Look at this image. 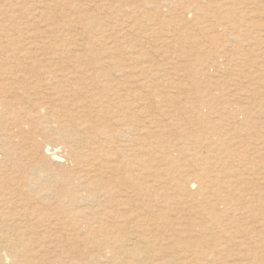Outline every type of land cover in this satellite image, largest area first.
Segmentation results:
<instances>
[{
  "label": "rangeland",
  "instance_id": "374dc122",
  "mask_svg": "<svg viewBox=\"0 0 264 264\" xmlns=\"http://www.w3.org/2000/svg\"><path fill=\"white\" fill-rule=\"evenodd\" d=\"M262 24L264 0H0V46L35 49L36 70H46L42 80L30 70L19 76L12 67L35 56L0 54V120H7L0 131L10 133H0V226L47 238L46 264L100 262L89 235L60 226L74 209L80 212L71 222L98 235L114 218L159 222L172 230L174 249L212 246L196 248L199 264L208 253L216 260L205 264H264ZM43 30L50 37H39ZM66 113L100 127L95 143H85L95 152L85 173L120 186L102 180L92 190L73 180L81 166L60 124ZM41 160L45 173L36 170ZM49 180L70 192L62 206ZM68 195L77 198L72 208ZM90 205L99 213L90 214Z\"/></svg>",
  "mask_w": 264,
  "mask_h": 264
},
{
  "label": "bare ground",
  "instance_id": "6f19581e",
  "mask_svg": "<svg viewBox=\"0 0 264 264\" xmlns=\"http://www.w3.org/2000/svg\"><path fill=\"white\" fill-rule=\"evenodd\" d=\"M169 5H171V3ZM163 8H165V7H163ZM201 11L203 12V10H201ZM192 12H193V10H192ZM202 19H203V17H202ZM206 19H208V18H206ZM215 23H217V22H215ZM149 25H151V23ZM215 26H216V24H215ZM261 26L264 28L263 24ZM261 30H262V28H261ZM152 31H153V28L151 29V32ZM47 33L48 32L43 30V31H40L38 36L39 37H44V38L47 39L48 37H50V34L52 32H49L48 34ZM50 40H51V38H50ZM0 41H1V39H0ZM26 41H28V40H26ZM27 43H25V44H27ZM29 45H32V44L29 43ZM21 48H19V46H16L13 49L8 43L5 44V42H2V46H0V54H2V56L4 55L5 56L4 59H7L9 61L12 60L10 58L12 50H13V52H16V53L18 52L17 55H20L21 57L23 55V58H24V54H26L25 57H27V55L30 56L31 54H33L35 56V58L32 61V64H30L29 66L26 65L24 67H19V66L16 65V66L12 67V70L14 69L15 73H19V76H20V73L24 72V70L35 71L37 76H38L37 79L40 80L41 77L44 76L46 70L43 71L44 74L42 73L41 69L36 70L37 67H35V66H38V68H41L42 64L40 63V59H38L36 57L37 53H36L35 49H34V51L31 52L28 49H26V47L24 49H21ZM19 53H21V54H19ZM147 54L148 55H146L145 58L150 59L148 62H152L155 59V56H153L151 53H147ZM160 55H162V54H160ZM8 56H10V57H8ZM28 58H31V57H28ZM28 58H27V60H28ZM29 60H31V59H29ZM197 62H199V61H197ZM17 64H19V63H17ZM38 64H40V65H38ZM19 65H21V64H19ZM146 66H147L146 68H148L149 65H146ZM146 68H144V69H146ZM7 70H8V68H7ZM12 72L10 74H13ZM152 74H151V76H152ZM2 76H1V78H2ZM32 77H35V76H32ZM66 77H67V75H66ZM9 78H10V76H9ZM56 78H57V76L55 77V79ZM24 80H26V79L24 78ZM30 80H31V78L29 79V81ZM30 83H31V81H30ZM149 84L147 83V85H149ZM141 86H143V85H141ZM29 91H31V90H29ZM42 102L43 103L45 102V98H42ZM5 105H6L5 108H6V111H7L6 113L8 114L10 112V106H9L8 103L7 104L5 103ZM39 107H42V104H40ZM36 113H38V112L36 111ZM245 115H247V118H248V114L246 113ZM62 117H63V119L60 121V124H61V126L63 125L62 128H66L68 126V129L71 132V136L73 137V143L76 145L75 149L72 151V156L74 157L75 161L81 166V169H80V171H78V174L77 175L75 174L74 177H72L73 180H75V181L82 180L83 182L86 183L87 187L90 186L92 190H100L99 187L102 184V180L114 181L115 184L119 185L121 182L120 181L117 182V181L113 180L112 177L111 178L110 177L109 178L100 177L98 179H97V177L96 178L94 177V179L91 178L92 179L91 180L89 178V176H88V174L91 171V170L88 171V169L92 167V166L91 167L89 166V160L94 157L95 152L93 150H90V148L88 147L89 145L87 146V144H85V143L86 142L93 143L95 138H98V136H99L98 129H100V127H98L96 125H92V124H87V122H85V121L81 122L80 119L78 120L79 117H77V118H75L74 116L72 117L70 113H66ZM66 118H69L67 120H68V122H70V125H65ZM1 120H2L1 124L3 126H5L7 124V122L5 123V121H7V120H3V117H2ZM251 120H252V118H251ZM233 124H235V123H233ZM241 124H243V123H241ZM240 125L238 127H240ZM263 126H264V123H263ZM1 129L4 130L5 128L1 127ZM103 129L106 132L107 129L110 131L111 127L104 126ZM0 133H2V134L5 133L4 135H6V136L10 135V133L7 130L0 131ZM258 140L259 139H257V141ZM103 142H105V141H103ZM261 143H262V145H264V140L263 139L260 141V144ZM258 144H259V142H258ZM236 145H239V144H236ZM233 146H234V144H233ZM94 147H96V146H94ZM82 148L83 149H87L86 152L83 153L81 151ZM5 154L7 155L6 152H5ZM52 156H53V159H55V160H58V158H60L55 153H53ZM103 156H105V155H103ZM103 156H102V158H104ZM36 170L38 172H42L43 171L45 173V171L47 169H46V165L43 162V160L38 161L36 163ZM86 171H88V174L85 173ZM0 175L2 177V176H4V173L1 172ZM47 176L49 178H51V174H48ZM51 182H52L51 180H49L47 182V183H49V186L51 188V190H50L51 197L55 193L56 194L55 196L58 198L59 206H62L65 203V201L62 200V198H61L62 194L63 193L70 194V192H67V188H65L64 184H60L61 181L59 182V187L61 188L60 189L61 191H59V192L56 191L54 189V185ZM65 182H67V181H65ZM85 183L83 185H85ZM78 184H82V183H78ZM68 197H69V201H68L69 205L70 204L72 205L75 202V200H77V198H75V195L73 197H70L68 195ZM71 205H70V208H72ZM97 207H98L97 205H90V206L87 207L88 208L87 210L92 215L93 214H97V213H99V209H97ZM227 210L233 211L235 209L232 210V209H230V207H228L226 209V211ZM78 211L76 209H74V210H71V212H69L71 220L75 219L77 214L80 212V211L79 212ZM231 214H233V213H231ZM84 216H88V215H84ZM71 220L67 224H65V223L60 224V226H62V227L64 226L66 228H71L72 232L75 233V234L76 233H81V232L86 233V235H89L87 237L86 241L88 243L96 245V246H98L100 248V255H99V256H101L100 257V259H101L100 262L97 261L95 258L91 257L92 259H90V257H85L83 259L84 261L82 260L83 262L81 264H199V262L201 260V257H199L197 255L196 248H200V247L212 248V246L209 243H207V242H201L200 243L199 241H193V242H188L187 245H180V247L178 249H174V248H172V246H173L174 241H176L175 240L176 238L172 236V234H171L172 230L171 229H167L165 231L160 230L159 222H155V223H151V224H145L144 222H142V224H139V223L133 222L132 220H125L123 222H120L119 220L114 218L111 221L112 222L111 223V225H112L111 229L108 232L104 233V234L98 235L97 232L94 230V228H91L89 225H82L81 223H79L77 221H72L71 222ZM121 232H122V234L120 235ZM20 236L21 235H17V233L12 228H10L8 226H3V225L0 226V264H3V259H4L3 256L4 255L7 256V258L9 257V259L12 261V264L15 261L19 262L17 264H46L47 261L44 258L45 257L47 258L48 255H49V253H47L46 249L53 250L50 247H45V244L47 243V241L43 242V239L47 240V238H44V236H38V237H35V238H26V237H20ZM57 240L59 242H66L67 241V236L61 235V236H59V238ZM177 240H183V239L181 238V239H177ZM40 244H42V245H40ZM215 248H216V244H215ZM165 257H168L169 259H166ZM215 257L216 256H214V254H212V253H208L206 255H203L202 256V264H205V260H207L208 258H209L208 260H212V262H213L214 260H216V259H214ZM241 257H242V259H241L242 261H246L247 260L246 257H243L242 255H241ZM7 258H6V260H7ZM225 259H229V258L225 257ZM221 260L222 259H220V261ZM234 260H235V258H234ZM78 262H80V261L71 262V263H68V264H75V263H78ZM234 263H237V262H234Z\"/></svg>",
  "mask_w": 264,
  "mask_h": 264
}]
</instances>
